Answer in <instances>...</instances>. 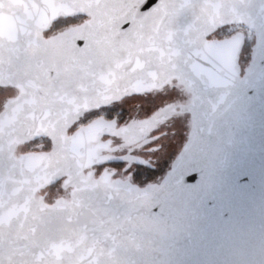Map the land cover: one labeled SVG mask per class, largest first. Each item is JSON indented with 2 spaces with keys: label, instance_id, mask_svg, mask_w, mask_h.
Instances as JSON below:
<instances>
[{
  "label": "water",
  "instance_id": "1",
  "mask_svg": "<svg viewBox=\"0 0 264 264\" xmlns=\"http://www.w3.org/2000/svg\"><path fill=\"white\" fill-rule=\"evenodd\" d=\"M73 13L87 18L44 37ZM233 24L254 34L244 69L243 29L210 37ZM172 79L192 126L163 180L83 175L100 161L89 141L173 107L116 130L67 125ZM0 84L21 91L0 112V264H264V0H0ZM42 132L52 150L16 156ZM63 176L69 198L37 196Z\"/></svg>",
  "mask_w": 264,
  "mask_h": 264
},
{
  "label": "flooded vegetation",
  "instance_id": "2",
  "mask_svg": "<svg viewBox=\"0 0 264 264\" xmlns=\"http://www.w3.org/2000/svg\"><path fill=\"white\" fill-rule=\"evenodd\" d=\"M86 18L87 16L82 13L59 15L44 30V37H50L70 26L80 24ZM225 28L226 26L218 29L210 37L220 38L232 34L223 33L221 35V31H224ZM249 60L250 57L246 62L241 63L242 69L245 68ZM166 88H168V92L165 91ZM0 90L7 91V95L0 102L1 112L9 101L20 95L21 91L17 86L6 84H0ZM153 94L157 97L158 95H164L168 99L161 102L157 101V104L150 107L142 103L140 105L141 113L135 114L132 112V107L136 105V102H132L134 99L152 96ZM189 97L190 94L185 87L176 79H172L162 86L150 88L143 92L128 93L121 98L84 111L67 125V136L99 118L103 120L104 127L107 130H116L128 124L138 123L164 106L170 105L171 108L173 107L172 114L153 126H141L125 131V137L113 133H104L100 137L98 136L99 138L96 141H89L86 149L90 152V155L97 156L100 161L83 168L81 173L85 175L92 172L93 180L107 177L110 181L115 180L136 187L160 183L188 139L192 117L189 112H182L179 105L185 104ZM150 100H154V98L151 97ZM178 123L182 124V136L178 134L180 132L176 127ZM172 145L175 146V149L173 153L169 154L168 151ZM52 149L53 139L51 134L42 132L21 141L17 145L15 154L21 156L27 153H44ZM64 179L65 176L41 187L37 196L42 197L48 205L66 200L70 196L71 188L63 187ZM56 187H58V190L52 193Z\"/></svg>",
  "mask_w": 264,
  "mask_h": 264
},
{
  "label": "rangeland",
  "instance_id": "3",
  "mask_svg": "<svg viewBox=\"0 0 264 264\" xmlns=\"http://www.w3.org/2000/svg\"><path fill=\"white\" fill-rule=\"evenodd\" d=\"M239 29H243L246 33V40L245 42L248 43V46H245V48L243 49L242 51V55H241V58H240V61L241 63L242 62H246L247 59L250 57V45L253 44L254 42V34H253V31L250 30L249 28L243 26V25H236V24H233V25H228L226 26V28L224 29V31L222 30L221 31V35H223V33H233ZM168 92V88H166ZM7 95V91L6 90H0V102L5 98V96ZM154 98V100H150V98ZM166 99H168V97L164 96V95H158V97L153 94L152 96H145L143 98H136L134 99L132 102H136V105L132 107V112L133 113H141V109H140V105L142 103H145L148 107L150 106H153L155 104H157V101H165ZM132 106V105H131ZM178 128V131H180L178 134L180 136H182V124L181 123H178V126H176ZM174 149H175V146L172 145L168 151L169 154L173 153L174 152ZM58 190V187L54 188L52 193L53 192H56Z\"/></svg>",
  "mask_w": 264,
  "mask_h": 264
},
{
  "label": "trees",
  "instance_id": "4",
  "mask_svg": "<svg viewBox=\"0 0 264 264\" xmlns=\"http://www.w3.org/2000/svg\"><path fill=\"white\" fill-rule=\"evenodd\" d=\"M245 46H248V43H246V42L244 43L243 48H242V51L245 48ZM241 55H242V52H241Z\"/></svg>",
  "mask_w": 264,
  "mask_h": 264
}]
</instances>
